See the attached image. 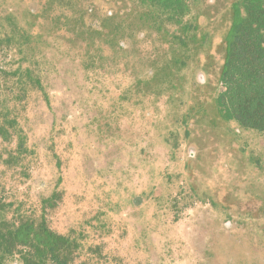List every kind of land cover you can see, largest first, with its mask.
<instances>
[{
    "label": "trees",
    "instance_id": "obj_1",
    "mask_svg": "<svg viewBox=\"0 0 264 264\" xmlns=\"http://www.w3.org/2000/svg\"><path fill=\"white\" fill-rule=\"evenodd\" d=\"M110 4L106 10L96 0H0V264H104L107 258L100 244L82 243L81 231L54 227L65 196L54 131L67 119L63 111L76 81L85 86L82 100L89 85L96 89L104 81L117 102L138 99L141 90L153 101L182 93L184 104L191 103L181 124L186 139L196 121L208 129L218 124L239 141L242 133L264 138V0L232 2L217 91L195 85L192 76L198 54H209L212 43L199 22L198 0ZM197 104L203 111L196 113ZM45 119L47 133L39 136ZM46 142L49 153H43L60 172L48 187L36 188L33 167L41 160L39 143ZM256 153L242 167L257 174L259 190L248 192L260 202L250 211L263 216L256 221L264 233V149ZM228 198L227 207L237 199Z\"/></svg>",
    "mask_w": 264,
    "mask_h": 264
},
{
    "label": "rangeland",
    "instance_id": "obj_2",
    "mask_svg": "<svg viewBox=\"0 0 264 264\" xmlns=\"http://www.w3.org/2000/svg\"><path fill=\"white\" fill-rule=\"evenodd\" d=\"M96 1L101 8L112 3ZM220 58L215 54L209 61L210 75ZM89 86V98L82 100L85 86L72 85V103L63 111L67 119L57 122L54 131L53 150L65 175L54 227L62 233L81 231L84 245L100 244L107 255L104 264H264V233L256 221L263 216L250 211L260 200L248 192L259 190L257 174L242 167L250 153L264 149L257 143L264 144V138L242 133L239 141L218 124L208 129L196 121L186 139L181 124L191 103L184 104L182 93L153 101L143 98L147 94L141 90L140 98L117 102L112 84ZM55 100L59 112L63 104ZM195 109L203 111V105ZM48 122L40 124L39 136L47 133ZM241 144L250 149L241 151ZM47 146L39 143L36 188L48 187L60 172L44 155ZM190 147L195 149L192 157ZM231 193L237 198L228 200L233 219L222 224L226 209L214 202ZM84 258L83 253L78 260Z\"/></svg>",
    "mask_w": 264,
    "mask_h": 264
},
{
    "label": "flooded vegetation",
    "instance_id": "obj_3",
    "mask_svg": "<svg viewBox=\"0 0 264 264\" xmlns=\"http://www.w3.org/2000/svg\"><path fill=\"white\" fill-rule=\"evenodd\" d=\"M234 0H198V8L200 11L199 22L201 23V27L207 29L210 32L212 37V43L208 50L209 54H198L199 62L197 67L194 68V72L192 73L194 84L197 86H204L207 84L208 86H215L216 91L221 88L220 83L218 82V76L221 69V65L224 59V48L222 46V38L223 35L227 32V29L230 24V15H231V5ZM215 54H220V62L215 67V74L210 75L209 73V61L211 59L215 60ZM189 157L195 155V149L189 148ZM195 186L192 184V189L194 190ZM223 192H228V189ZM235 195V194H233ZM233 198L232 193L228 196H224V200L215 201L214 204L220 210L225 211L226 209V217L222 224L232 222L233 216L231 215L230 208L226 205L227 199ZM211 203V202H210ZM231 241V239H230Z\"/></svg>",
    "mask_w": 264,
    "mask_h": 264
}]
</instances>
